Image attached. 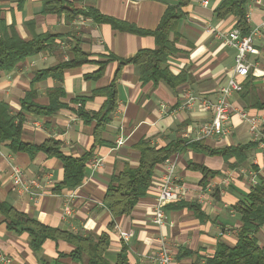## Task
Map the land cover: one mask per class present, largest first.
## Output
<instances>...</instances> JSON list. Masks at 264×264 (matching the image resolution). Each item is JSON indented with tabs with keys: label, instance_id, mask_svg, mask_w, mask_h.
Here are the masks:
<instances>
[{
	"label": "crops",
	"instance_id": "0c3cea01",
	"mask_svg": "<svg viewBox=\"0 0 264 264\" xmlns=\"http://www.w3.org/2000/svg\"><path fill=\"white\" fill-rule=\"evenodd\" d=\"M43 1L0 0V22L6 27L14 26L24 41L44 33L57 36L53 46L24 59L11 71L0 73V101L12 115H22L23 143L40 145L54 139L60 142V151L65 156L79 158L88 152L92 154L81 184L75 189L54 193V186L63 179L62 164L57 158L43 152L32 156L25 152L12 153L5 143H0V203L51 228L84 236L105 233L109 241L105 258L110 264L116 262L122 246L127 249L128 264H157L146 256L156 252L161 238L168 243L173 264H205L219 242L234 246L241 226L234 207L245 201L260 179L264 180V150L258 145L248 151L245 162L237 167L232 166L236 164L235 157L225 161L221 155L209 156L191 150L171 157L169 160L176 164L175 182L187 194L180 203L167 205L165 224L161 228L151 222L155 195L150 188L129 215L113 218L102 201L110 177L126 165H138L139 152L135 145L139 141L148 140L156 148L176 138L197 141L194 139L198 126L209 121L212 114L199 104L184 107V94L189 92L211 102L216 100L217 91L231 76L235 50L210 30L229 31L236 19L230 15L215 18L214 10L221 0H206V7L202 5L203 0H189L180 9L183 17L176 27L177 52L167 59L166 65L173 76L182 74L185 79L171 90L162 82L154 87L151 83L143 84L139 80V67L135 65L119 67V59H130L143 49H154L152 36L114 30L109 24L95 22L89 15L79 14L66 20L64 14H44ZM63 1L81 13L95 10L150 31L157 27L165 10L175 6L178 0ZM246 8L250 29L264 23V0H250ZM173 37L171 33L169 38ZM74 47L87 55L88 62L63 70L60 87L64 96L59 103L64 106L48 116L23 111L21 101L27 97L39 106L50 104L49 92L57 87V82L52 77L35 81V73L67 62L73 56ZM253 47L257 54L248 56L251 63L248 77L230 102L236 110L258 116L264 114V108L258 106L264 103V33L254 39ZM108 56L117 60L107 62L103 76L87 78ZM119 69L115 83L116 105L95 142L96 120L84 121L78 115L76 101L85 100L82 109L86 113L99 111L105 97L93 96V92L109 85ZM230 124L229 139L203 141L204 145L222 150L251 142L249 125L236 111L230 114ZM262 132L264 134V127ZM119 140L123 141L121 145H117ZM94 160L100 161L98 167H92ZM189 165L203 166L218 174L204 180V175ZM163 166L162 163L155 168L151 186L158 181ZM12 167L19 169L23 181H34L36 185L28 192L13 187ZM250 171L257 175L255 185L250 182ZM64 205L70 207V216H63ZM4 219L0 213V252L13 264H82L70 256L74 247L61 240H46L39 249L33 250L29 234L9 231ZM118 230H132L133 236L123 243ZM255 238L258 246L264 248V224Z\"/></svg>",
	"mask_w": 264,
	"mask_h": 264
},
{
	"label": "trees",
	"instance_id": "16d2710c",
	"mask_svg": "<svg viewBox=\"0 0 264 264\" xmlns=\"http://www.w3.org/2000/svg\"><path fill=\"white\" fill-rule=\"evenodd\" d=\"M250 0H221L214 10L215 18L223 19L227 16H233L236 19L233 28L238 29L242 36L250 32V27L246 19L247 4ZM189 0H178L175 6L168 7L157 27L154 30H141L132 25L117 21L116 19L103 16L95 10H89L88 13H81L80 10L71 8V4L63 0H44L42 2V13L44 14H64L66 20H72L77 15H89L97 23L109 24L112 29L122 32H128L137 35H149L155 40L154 49H143L138 51L130 59H119L120 66L128 64L139 67V80L143 83H151L156 86L158 83H165L171 90L184 81L182 74L173 76L166 65L167 59L173 56L177 49L176 27L179 19L183 17L180 9L186 6ZM173 34L172 40L169 38ZM57 36L48 33L33 36L29 41L21 39L14 26L6 27L0 22V73L14 69L24 59L35 56L48 47L55 44ZM73 56L67 62H61L54 67L40 70L35 73L34 80L40 81L52 77L57 82V87L49 92L50 104L46 107L39 106L30 100V97L21 101V108L25 112L36 115H51L56 113L64 104L59 103V99L64 96L60 87L62 72L66 68L79 66L88 62L87 55L78 47L71 50ZM117 60L113 56L100 61L99 69L87 78L99 79L103 76L107 62ZM120 69L115 74L113 80L104 88L93 92L94 95L105 97V101L97 112L86 113L82 109L84 99L76 101L80 104L77 112L84 121L96 120V127L93 132L95 142L102 128L109 122L110 114L115 108L117 97L115 83ZM264 108V103L258 105ZM22 115H12L4 102L0 101V143H5L12 152H25L30 156L37 152H43L48 157L57 158L63 168L62 182L55 185L54 193L62 189H75L78 187L84 176L85 166L91 158V152L84 154L79 158L65 156L60 151V142L54 139H47L40 145H27L21 141L22 136ZM96 144V143H95ZM258 144L249 142L246 145H236L226 147L222 150H213L204 145L203 141H188L184 138H176L164 147L156 148L148 140H141L135 148L139 152L138 165L130 167L126 165L122 171L110 177L102 204L109 211L113 218L129 215L138 201L143 198L154 177L155 168L171 159V157L181 154L186 150L200 152L209 156H219L226 161L235 157L238 166L246 160L248 151L254 149ZM194 170L200 171L205 180L208 176H215L218 172L207 170L203 166L189 165ZM175 203H180L175 202ZM238 213L241 226L237 233V242L230 247L225 243L217 244L215 253L212 257L206 259L205 264H264V248H260L256 241V234L264 224V180L260 179L245 201L239 202L234 207ZM0 213L4 216V222L7 223V229L15 233L27 232L30 236V246L37 250L46 240L57 242L64 241L74 247L70 256L82 264H110L105 253L109 247L108 236L102 233L96 235H82L72 233L58 228L45 226L38 221L18 212L14 208L0 203ZM112 225V224H111ZM110 225V226H111ZM127 249L122 246L117 254L114 264H128Z\"/></svg>",
	"mask_w": 264,
	"mask_h": 264
},
{
	"label": "built area",
	"instance_id": "2783aa9c",
	"mask_svg": "<svg viewBox=\"0 0 264 264\" xmlns=\"http://www.w3.org/2000/svg\"><path fill=\"white\" fill-rule=\"evenodd\" d=\"M207 3L206 0L202 1L204 7L207 6ZM210 32L216 38L222 40L226 46L235 50L234 64L230 78L226 85L219 88L214 102L203 97L194 96L189 92L184 94V107L191 108L193 105L199 104L205 111L211 112L212 114L209 121L203 122L198 126L194 140L212 141L216 139H229L232 135L230 114L236 111L239 118L249 125L251 142L257 143L264 150V134L262 132V127H264V114L251 116L246 111L241 109L236 110L230 102L232 95L242 90V84L248 77L251 68L248 56L257 54L253 43L257 36L264 33V23L251 29L245 36H242L239 30L235 28L229 31L210 30ZM78 106L80 107V104ZM122 143L123 141L119 140L117 145H121ZM163 164L164 169L161 176L150 187V190L155 195L151 222L156 228H161L165 224L167 205L183 200L187 194L186 190L175 182V162L173 160H167ZM99 165V160H94L92 163V167H98ZM12 171L11 183L13 187L19 188L20 191L28 192L32 186L36 185L34 181H23L17 167H12ZM249 175L251 184H257L256 173L250 171ZM71 213L70 207L64 205L63 216H70ZM117 233L123 243L128 242L133 236L132 230H118ZM146 257L157 264H173V257L165 238L160 239V245L156 252ZM0 264H13V261L0 252Z\"/></svg>",
	"mask_w": 264,
	"mask_h": 264
}]
</instances>
